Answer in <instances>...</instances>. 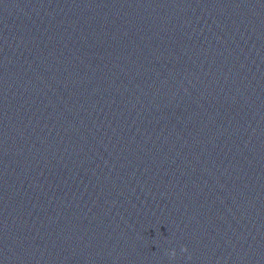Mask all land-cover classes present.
Listing matches in <instances>:
<instances>
[{
    "label": "clouds",
    "instance_id": "clouds-1",
    "mask_svg": "<svg viewBox=\"0 0 264 264\" xmlns=\"http://www.w3.org/2000/svg\"><path fill=\"white\" fill-rule=\"evenodd\" d=\"M183 250H184V251H187L186 248H184ZM175 254H176V253H175V250H173V251L170 253V255L173 256V257L175 256Z\"/></svg>",
    "mask_w": 264,
    "mask_h": 264
}]
</instances>
